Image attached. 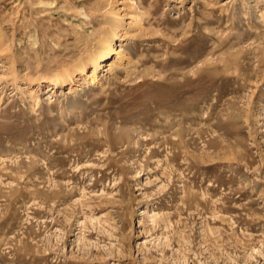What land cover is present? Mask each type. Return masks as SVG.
<instances>
[{
    "label": "rangeland",
    "instance_id": "rangeland-1",
    "mask_svg": "<svg viewBox=\"0 0 264 264\" xmlns=\"http://www.w3.org/2000/svg\"><path fill=\"white\" fill-rule=\"evenodd\" d=\"M0 264H264V0H0Z\"/></svg>",
    "mask_w": 264,
    "mask_h": 264
},
{
    "label": "bare ground",
    "instance_id": "bare-ground-1",
    "mask_svg": "<svg viewBox=\"0 0 264 264\" xmlns=\"http://www.w3.org/2000/svg\"><path fill=\"white\" fill-rule=\"evenodd\" d=\"M118 23L112 27V29L104 34L100 40L101 46L99 49H97L94 52H91L87 56V60L89 64H92L94 66L92 73L89 74L91 77V80L93 83H98L100 82V69L104 65L107 68L104 70H111L113 66V62H108L107 59L110 58L113 54V51H116L117 49L115 48L116 40L122 39V34L118 31L117 29ZM118 56L120 59H123L125 54L118 51ZM86 65L87 63L80 61L76 66L77 69L81 72L84 73L86 70ZM70 78H72L71 74L69 75ZM61 81L56 79L52 80L51 83L48 85V89H54L60 85Z\"/></svg>",
    "mask_w": 264,
    "mask_h": 264
}]
</instances>
